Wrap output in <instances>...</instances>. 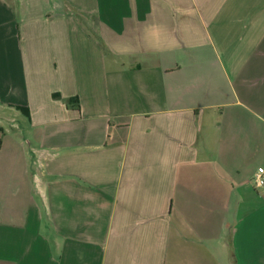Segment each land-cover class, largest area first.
Wrapping results in <instances>:
<instances>
[{"label": "crops", "instance_id": "crops-1", "mask_svg": "<svg viewBox=\"0 0 264 264\" xmlns=\"http://www.w3.org/2000/svg\"><path fill=\"white\" fill-rule=\"evenodd\" d=\"M259 167L264 0H0V264H264Z\"/></svg>", "mask_w": 264, "mask_h": 264}, {"label": "built area", "instance_id": "built-area-1", "mask_svg": "<svg viewBox=\"0 0 264 264\" xmlns=\"http://www.w3.org/2000/svg\"><path fill=\"white\" fill-rule=\"evenodd\" d=\"M253 184L255 187L264 186V167H259L253 176Z\"/></svg>", "mask_w": 264, "mask_h": 264}, {"label": "trees", "instance_id": "trees-1", "mask_svg": "<svg viewBox=\"0 0 264 264\" xmlns=\"http://www.w3.org/2000/svg\"><path fill=\"white\" fill-rule=\"evenodd\" d=\"M74 101L78 102L77 98H73Z\"/></svg>", "mask_w": 264, "mask_h": 264}, {"label": "rangeland", "instance_id": "rangeland-1", "mask_svg": "<svg viewBox=\"0 0 264 264\" xmlns=\"http://www.w3.org/2000/svg\"><path fill=\"white\" fill-rule=\"evenodd\" d=\"M1 136H2V134H1ZM28 141V140H27ZM27 165H28V162H27Z\"/></svg>", "mask_w": 264, "mask_h": 264}]
</instances>
